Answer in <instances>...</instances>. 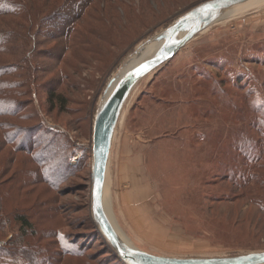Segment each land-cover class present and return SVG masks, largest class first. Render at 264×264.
Returning <instances> with one entry per match:
<instances>
[{"label":"rangeland","instance_id":"374dc122","mask_svg":"<svg viewBox=\"0 0 264 264\" xmlns=\"http://www.w3.org/2000/svg\"><path fill=\"white\" fill-rule=\"evenodd\" d=\"M59 1L40 0V6L48 11ZM204 1L94 0L82 18L67 9L41 29L36 25L24 45L27 64H19L27 55L20 43L7 48L12 57L0 54L7 60L0 65L8 64L3 79L22 103L16 116L0 117V144L5 134L14 140L0 146V184L26 182L28 190L15 203L7 200L12 208L5 212L15 204L32 213L36 232L23 246L44 249L40 258L47 263L119 264L94 233V120L110 81L134 54ZM65 19L77 29L82 24L78 36H61ZM29 65L39 68L35 83L25 75ZM51 92L65 96L66 108L59 99L50 102ZM32 132L34 145L27 141ZM23 139L45 156L60 146L56 156L69 159L40 167L17 149ZM122 154L138 161L132 165ZM108 190L119 230L146 252L225 257L264 251V3L216 21L137 84L115 132ZM9 216L0 231L6 248L0 264H27L8 252L20 226ZM80 249L82 255L70 253Z\"/></svg>","mask_w":264,"mask_h":264},{"label":"water","instance_id":"95a60500","mask_svg":"<svg viewBox=\"0 0 264 264\" xmlns=\"http://www.w3.org/2000/svg\"><path fill=\"white\" fill-rule=\"evenodd\" d=\"M249 0H206L184 13L168 34L156 36L163 42L155 53L128 71L109 93L94 120L91 171L92 216L100 232L125 264H264V251L225 257H172L156 255L127 244L111 222L104 204L105 186L113 140L123 108L137 84L174 58L198 33L220 20L233 7ZM166 30V31H168Z\"/></svg>","mask_w":264,"mask_h":264},{"label":"trees","instance_id":"16d2710c","mask_svg":"<svg viewBox=\"0 0 264 264\" xmlns=\"http://www.w3.org/2000/svg\"><path fill=\"white\" fill-rule=\"evenodd\" d=\"M93 1L94 0H60L56 6H52L49 8L48 11H46L47 5L44 4V6H43V4H42L40 6V4H41L40 0H0V54L2 56L7 54L10 57H12V55H11L12 53L7 52V48L9 47V45L12 41L16 42V43H20L19 47H22L23 49L27 48V47H24V45H27L29 47L30 40L33 39L32 33H33V30L36 27V25L39 27V29H41L42 23L49 20V18L56 17L57 15L60 16L67 9H70V10H68V12L78 14V16H81V18H82L83 16L88 14V12H89L88 7H89L90 3H92ZM81 2H84V5L82 6V8H81ZM80 9H83V10L80 11ZM35 13H37V15L39 16L38 18L37 17L35 18V15H36ZM13 19H15V20H13ZM34 19H35V22L32 24V29H31V28H29L31 26H29L28 24L29 23L31 24V22H33ZM64 21L65 22H63L64 25H63V30H62V34H61V36H63V38H65L67 40L70 38V35H72V33L75 34L74 36H78L80 34V32L82 30V24L80 25V29H77L75 27L78 24L75 25L76 24L75 22H71L70 19L68 22L66 19ZM38 33H39V31H37L36 34H38ZM72 40L73 39H71V41ZM110 40L114 41V39L112 37H110ZM70 49H71V47L68 48V51H70ZM81 49L85 52H88V53H92V54L95 53V52H93L94 49L92 47L89 48V50H87L86 47H83ZM25 52H27V55L23 58L24 61L19 62V64L21 66H23L25 63L27 64L28 60L30 62V59L28 58L29 57L28 56V53H29L28 48L26 49ZM34 52H35V50H32L30 53H34ZM64 54L60 57L61 60L63 59ZM94 58L97 59L96 55L93 56V59ZM0 59H4V58H0ZM86 59H87V57L85 59L82 58L81 62L86 61ZM1 61L6 62L7 60H0V62ZM166 63H164V64H166ZM7 65L8 64H4V62L1 63V65H0V117L5 116V115L16 116L18 114V112H20V106L22 105V103L19 102L15 98V93L13 91L14 85H11L8 81L3 79L5 76H8V74H9L7 72L8 68L5 67ZM30 65H29V70L26 71L25 75H26V77H29V79L32 80L33 83H35L36 80L38 79L37 73L39 71V68L38 67H30ZM169 89L170 90L168 91V95H173L172 97H176L177 95H176L175 89L174 88H169ZM56 99H59L61 106L66 108L67 99L65 98V96L63 94L62 95L60 94L59 96H57L56 94H54V92L53 93L51 92L50 93V102L54 103ZM34 134L35 133L32 132L33 136L29 140H27L28 142L32 143L33 145L35 143L34 142L35 141ZM9 138H10L9 135L5 134L3 136V142H5V144L14 143V140H9ZM23 140H25V139H23ZM27 141L25 140V141H23V143L20 142V144L17 146L18 147L17 149L21 152L27 153V155H29L32 158V161L35 162V164H37L40 167H45L47 165L46 163L53 165V163H55L56 160H60L61 158H62L63 162H67V159H69V158L65 157L64 154L60 159H59V157L56 156L60 152V146L56 145V146L52 147L53 144H49V146L52 147L54 151L51 150L52 152H50L49 154H47L45 156L43 153H40V151H36L34 146H31L30 148L25 146ZM1 144H0V146L3 149V144L2 145ZM2 149H0V152L2 151ZM52 155H54V157H52ZM57 167L59 169H61V168H64L65 165L64 166L61 165V162H60L59 165H57ZM51 168L52 167H50V169ZM45 171H46V173H44V172L43 173L46 174V178H47V174L49 172V170L47 172V167H46ZM254 178L257 182L260 183L261 178L258 175H255V177H253V179ZM15 181L14 180H12L10 182L6 181L5 183L0 184V231L4 230L6 225L8 224V221H10L9 215H11L14 218V220L18 224H20V226L18 228L19 232L16 233L17 234V236L15 237L16 239L11 241L10 243H8V245H10V246L14 245L15 247L12 251L9 250L8 252L14 254L15 257L22 256V259L24 261H26L25 263H27V264H28V262L30 264H49L43 258H40V256L42 255V252L45 251L44 249H42V248L36 249L34 247L23 246L25 243V240H26L25 238L29 237V234H32L30 236H34L35 232H36V230L34 229L35 224L31 220V217H30V215L32 213L31 214L27 213V211H24L21 208V206H17L15 204L13 205V207H14L13 210H11L8 213L5 212L6 210L8 211L9 208H12L11 207L12 205H9L7 203V200L9 202L13 201V203H15L18 201L17 197L20 194H22V195L24 194L23 191H28L26 182H23L21 184H17V183H15ZM8 183H9V185H8ZM17 194H18V196H17ZM42 205L46 206V204H42ZM35 208H37V207H35ZM5 215H7L8 217L6 218ZM94 225H95L94 233H96L97 235H99V237H101L102 239L105 240V243H106L108 249L112 252V255L115 256V260L118 261L119 264H125L120 259V257L116 253V251L108 244V241L103 236V234H101V232H100L99 228L97 227V225L95 224V222H94ZM0 249H2V251H6L5 250L6 248L0 247ZM81 251L82 250L80 249V251H76V252L72 251L70 253L75 254V255H82ZM2 253L3 252H1L0 255H2Z\"/></svg>","mask_w":264,"mask_h":264},{"label":"bare ground","instance_id":"6f19581e","mask_svg":"<svg viewBox=\"0 0 264 264\" xmlns=\"http://www.w3.org/2000/svg\"><path fill=\"white\" fill-rule=\"evenodd\" d=\"M263 4L264 0H249L243 4L237 5L235 7H233L230 10H227L222 18L227 17V16H232L238 13H241L247 9H250L252 7H255L259 4ZM170 30H168L167 32H164L166 34L169 33ZM163 42H158L156 40V37L154 38V42H151L150 44H148L147 46H143L140 50H138L132 60H130L123 68L122 70L115 76V80L113 82V85L111 86L109 93L114 89V87L116 86V84L121 80V78L128 72L130 71L133 67L137 66L138 64H140L141 62L145 61L146 59L150 58L155 51L161 46ZM108 176H109V169H108V173H107V180H106V186H105V196H104V204H105V208L107 211V214L111 220V222L113 223L114 227L116 228V230L119 232V234L121 235V237L123 238V240L129 244L132 247L133 244L131 243L130 239L123 234L120 230L119 227L116 223L115 218L113 217V213H112V209H111V204H110V194H109V190H108Z\"/></svg>","mask_w":264,"mask_h":264},{"label":"crops","instance_id":"0c3cea01","mask_svg":"<svg viewBox=\"0 0 264 264\" xmlns=\"http://www.w3.org/2000/svg\"><path fill=\"white\" fill-rule=\"evenodd\" d=\"M121 157H127V158H128V161H130V163H132V165L135 164L136 161H138V159H136L137 156H135L134 154H131L130 156H124V155L122 154ZM134 167H135V166H134ZM119 171H120V170H119ZM126 172H127V171H126ZM123 173H124V171H123ZM123 173H122V175L125 176V173H124V174H123ZM139 174H140V173L137 174V177H136L137 179H135V180H138V182H140L139 180H141V177H140L141 175H139ZM116 184H117V183L115 182V185H116ZM119 184L121 185V181L118 182V185H119ZM139 185H140V184H139ZM116 189L118 190V187H117ZM138 192H140V190L137 191L136 193H138ZM117 193H118V192H117ZM123 193H124V192H123ZM124 197H125V199H124ZM120 198H121V197H120ZM123 199H124V200H123L124 202H125V200H126V201H129V200H128V193L126 194V192H125V194L123 195ZM121 201H122V200H121Z\"/></svg>","mask_w":264,"mask_h":264}]
</instances>
